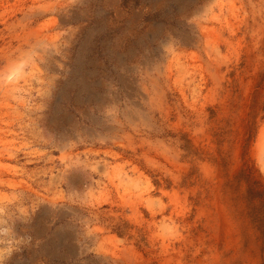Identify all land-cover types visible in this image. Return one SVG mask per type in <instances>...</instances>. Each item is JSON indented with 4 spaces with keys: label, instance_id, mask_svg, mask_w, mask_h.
I'll list each match as a JSON object with an SVG mask.
<instances>
[{
    "label": "rangeland",
    "instance_id": "obj_1",
    "mask_svg": "<svg viewBox=\"0 0 264 264\" xmlns=\"http://www.w3.org/2000/svg\"><path fill=\"white\" fill-rule=\"evenodd\" d=\"M7 264H264V0H0Z\"/></svg>",
    "mask_w": 264,
    "mask_h": 264
},
{
    "label": "clouds",
    "instance_id": "obj_2",
    "mask_svg": "<svg viewBox=\"0 0 264 264\" xmlns=\"http://www.w3.org/2000/svg\"><path fill=\"white\" fill-rule=\"evenodd\" d=\"M15 220L0 215V264H7L14 253L20 252L31 243V236L18 235Z\"/></svg>",
    "mask_w": 264,
    "mask_h": 264
}]
</instances>
